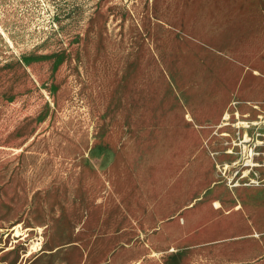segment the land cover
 Returning a JSON list of instances; mask_svg holds the SVG:
<instances>
[{
    "label": "rangeland",
    "instance_id": "rangeland-1",
    "mask_svg": "<svg viewBox=\"0 0 264 264\" xmlns=\"http://www.w3.org/2000/svg\"><path fill=\"white\" fill-rule=\"evenodd\" d=\"M219 1L0 0V264H264V0ZM221 60L244 95L214 135L225 204L156 215L167 133L230 86Z\"/></svg>",
    "mask_w": 264,
    "mask_h": 264
},
{
    "label": "crops",
    "instance_id": "crops-1",
    "mask_svg": "<svg viewBox=\"0 0 264 264\" xmlns=\"http://www.w3.org/2000/svg\"><path fill=\"white\" fill-rule=\"evenodd\" d=\"M204 1L206 4L220 2L219 0ZM219 72L222 76L221 82L229 83L230 86L210 96H204L207 99L217 100L212 103L211 108L205 109V112H197L191 105L187 108L184 106L186 108L185 114H189L193 122H187L184 114L186 121L184 126L173 128L167 133V145L172 144L173 146V150L170 152L173 168L169 169L168 166L163 176L158 174L160 175L158 178H161L158 184L161 185L163 180V185L172 188L164 191L160 189L161 191L157 193H151L150 208L156 215L162 211L182 208L183 210L193 211L190 213L192 215H190L188 221L191 224L207 218L209 216L208 210L212 209L211 205L214 201L220 202L221 205L225 204L227 196L226 193L224 194L222 187L218 186V172L216 170L218 162H220L221 152L219 149L222 146L218 145L221 143L218 140L216 141L217 138L214 135L218 128L229 130L227 125H230V123L227 121L230 120L231 116L236 119V114H238L236 103L230 101L238 96L244 97V95L236 90L239 81L237 64L221 60ZM254 106L251 109L257 110L258 107L254 108ZM226 113H228L229 118L224 120ZM223 123L227 124L222 125ZM227 135L222 133L221 136L223 137H219V140L224 142ZM223 154L228 158L233 156L227 151H224ZM224 187L231 191L237 189V187L229 188L226 184H224ZM198 206H200L199 209L194 211ZM211 211L215 212L213 209ZM183 219L186 222L185 229L188 222L186 217H183ZM176 226L183 229L178 223ZM215 226V231L219 234L227 229L226 226L220 223Z\"/></svg>",
    "mask_w": 264,
    "mask_h": 264
},
{
    "label": "built area",
    "instance_id": "built-area-1",
    "mask_svg": "<svg viewBox=\"0 0 264 264\" xmlns=\"http://www.w3.org/2000/svg\"><path fill=\"white\" fill-rule=\"evenodd\" d=\"M236 119H237V116H236ZM242 128H244V127H242ZM245 129H249V125ZM230 144H231V148L229 150H227V152L230 155H238L239 156L238 160H236L233 163V165L235 166L239 161H242L243 167L248 168L245 172H243L241 174L240 179L249 177V168L252 169V168L258 166L256 163H254L255 157H258V155H259L258 153H256L254 151L255 146H251L250 138L246 137V135H245L244 138L238 139L237 141H232ZM235 147H237L239 149V152L233 151ZM246 163L249 164V166H247ZM251 164H255L257 166L252 167ZM227 167H228L227 165H224L222 168L218 169V171L221 172L222 176H225V173H226L225 170L227 169ZM246 172H247V177H243V175H245ZM235 175H237V172L234 174V176ZM227 183L230 184V185H234V184H239L240 185V183H238V182L234 183L232 180H229V182H227ZM242 185L243 186H245V185L249 186V181H248V183H245V184H242Z\"/></svg>",
    "mask_w": 264,
    "mask_h": 264
}]
</instances>
